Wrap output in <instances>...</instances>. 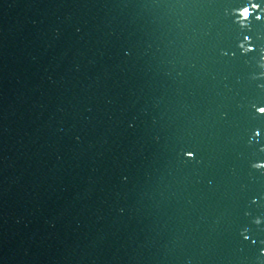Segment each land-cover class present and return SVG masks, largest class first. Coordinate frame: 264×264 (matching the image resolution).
Segmentation results:
<instances>
[{
	"label": "water",
	"instance_id": "95a60500",
	"mask_svg": "<svg viewBox=\"0 0 264 264\" xmlns=\"http://www.w3.org/2000/svg\"><path fill=\"white\" fill-rule=\"evenodd\" d=\"M0 264H264V0H0Z\"/></svg>",
	"mask_w": 264,
	"mask_h": 264
}]
</instances>
